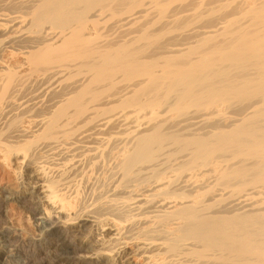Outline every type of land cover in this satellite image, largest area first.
Instances as JSON below:
<instances>
[{
  "label": "bare ground",
  "instance_id": "1",
  "mask_svg": "<svg viewBox=\"0 0 264 264\" xmlns=\"http://www.w3.org/2000/svg\"><path fill=\"white\" fill-rule=\"evenodd\" d=\"M229 1L0 0V169L30 172L10 198L30 211L37 194L43 236L18 242L0 210L1 247L25 264H264V0ZM118 74L137 79L102 101Z\"/></svg>",
  "mask_w": 264,
  "mask_h": 264
},
{
  "label": "rangeland",
  "instance_id": "2",
  "mask_svg": "<svg viewBox=\"0 0 264 264\" xmlns=\"http://www.w3.org/2000/svg\"><path fill=\"white\" fill-rule=\"evenodd\" d=\"M246 1L247 0H230L228 5L225 8H223L221 11L228 10L230 7L236 6V5H240V8H242V7H244ZM174 4H171L170 7L172 8L173 6L176 5V4L175 5ZM119 15L120 14L109 15V17H107V21H106L105 25L107 26V25L114 23L120 17ZM197 24H198V22H196V21L191 22L189 25H187L184 28H176L174 25H172L170 27V29L168 30L169 32L164 35L162 40L165 41L169 38L176 37L177 35L186 32L187 30L191 29L192 27H194ZM154 49L155 48H152L151 50H154ZM82 73L83 72H81L80 75H77L75 77L76 78L82 77L83 76ZM136 79L137 78L128 81L122 75H120V74L116 75V77L114 79L115 80L114 87L107 89V92L105 93L107 97L103 98L102 101L103 100L107 101V99H111L113 101L114 98L117 96L113 93L115 91H117V89L120 86L132 84L134 81H136ZM109 94H112V95L109 96ZM117 103L118 102H112V104H114L115 106H118ZM208 118H209L208 121L210 123L217 121L215 116H213V115L209 116ZM149 120H151L150 113H148L146 116L142 115L140 121L138 122V123L142 124V126L139 128L140 131L145 129L148 125H150L152 123L151 122L152 120L151 121H149ZM10 165H11L10 167H17L16 168L17 172H19L20 175L23 174V176L21 178L17 179V177H15V176H10L7 171H5V173L3 174V172L0 169V174L2 175V176L1 175L0 176L3 177V179L0 177V179H1V181H0V198L1 199L0 200L3 202V205L1 206L0 210H1V215L3 217V221H5L2 225L3 226L5 225L6 227H8L10 229L9 235L10 236L13 235L15 240H17L18 242H24V241L30 240L32 238L42 239L43 236H39V234H38L39 228L35 224V222L37 220V216H38L37 210L39 209V208H37V210L34 211V209H36V206L37 207L39 206L37 204V198H36L37 194L33 193V195H32L33 198L32 197L30 198V197H28V195H30V194L25 193V196H24L25 199H27V201L30 199L29 209L33 205V207H32L33 209L31 208L30 211H28L27 208L23 209L21 206H19V204L17 202H15L12 198H10V197H14L18 192H20L21 191L20 189H22V191H25L28 189V185L25 182H27L26 173H28L29 171L26 170L24 172L22 170V168H19V165L14 164V161H10ZM20 175H18V177H20ZM21 181L24 182V184H25V185L23 184L22 187H21ZM12 191H14V192H12ZM31 199H33V200L31 201ZM31 202H32V205H31ZM44 224L45 223H43V225ZM83 230H86V229L84 228ZM1 234H4V232ZM1 248H3L5 250V252L0 253V264H25L24 258L22 256L12 255V253L14 252V249H15L14 243H7L3 247L0 246V249ZM57 249H58V252H63V246L62 245L59 244Z\"/></svg>",
  "mask_w": 264,
  "mask_h": 264
}]
</instances>
